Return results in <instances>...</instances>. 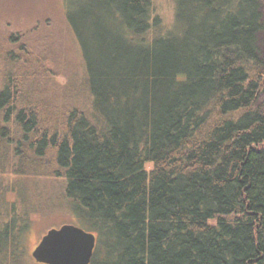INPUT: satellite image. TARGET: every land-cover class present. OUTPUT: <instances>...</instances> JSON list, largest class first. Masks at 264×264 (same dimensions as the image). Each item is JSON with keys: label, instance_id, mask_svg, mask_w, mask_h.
<instances>
[{"label": "trees", "instance_id": "16d2710c", "mask_svg": "<svg viewBox=\"0 0 264 264\" xmlns=\"http://www.w3.org/2000/svg\"><path fill=\"white\" fill-rule=\"evenodd\" d=\"M262 3L175 0L148 38L152 0H90L66 16L83 64L63 85L28 38L0 40V176L63 179L89 264H264Z\"/></svg>", "mask_w": 264, "mask_h": 264}, {"label": "rangeland", "instance_id": "374dc122", "mask_svg": "<svg viewBox=\"0 0 264 264\" xmlns=\"http://www.w3.org/2000/svg\"><path fill=\"white\" fill-rule=\"evenodd\" d=\"M89 3L90 0H0V40L7 46L13 34L28 38L27 46L47 55L50 62L46 65L58 68L54 72L58 74L60 85L66 79L73 81L74 75H82L83 59L80 41L66 16ZM152 4L154 14L161 19V27L148 38L174 24L175 0H152ZM262 4L264 10V0ZM1 175L0 211L7 215L2 220L10 219L13 208L14 217L28 214V220L20 237V256L17 254L14 260L8 257L0 264H40L34 260L32 252L47 232L63 224H75L84 232L88 230L82 228L66 205L63 179Z\"/></svg>", "mask_w": 264, "mask_h": 264}, {"label": "water", "instance_id": "95a60500", "mask_svg": "<svg viewBox=\"0 0 264 264\" xmlns=\"http://www.w3.org/2000/svg\"><path fill=\"white\" fill-rule=\"evenodd\" d=\"M95 236L74 225H62L47 232L32 252L40 264H89Z\"/></svg>", "mask_w": 264, "mask_h": 264}]
</instances>
